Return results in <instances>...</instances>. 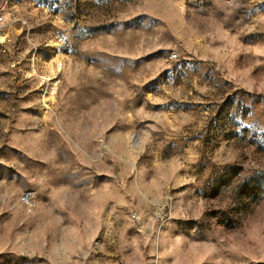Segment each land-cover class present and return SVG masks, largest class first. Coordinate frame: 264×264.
Instances as JSON below:
<instances>
[{
  "label": "rangeland",
  "instance_id": "1",
  "mask_svg": "<svg viewBox=\"0 0 264 264\" xmlns=\"http://www.w3.org/2000/svg\"><path fill=\"white\" fill-rule=\"evenodd\" d=\"M0 264H264V0H0Z\"/></svg>",
  "mask_w": 264,
  "mask_h": 264
},
{
  "label": "built area",
  "instance_id": "2",
  "mask_svg": "<svg viewBox=\"0 0 264 264\" xmlns=\"http://www.w3.org/2000/svg\"><path fill=\"white\" fill-rule=\"evenodd\" d=\"M0 21H2V18L0 19Z\"/></svg>",
  "mask_w": 264,
  "mask_h": 264
}]
</instances>
